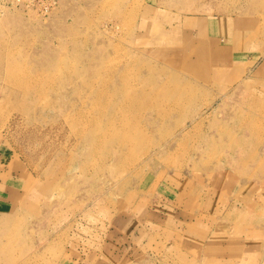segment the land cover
<instances>
[{
	"label": "rangeland",
	"instance_id": "1",
	"mask_svg": "<svg viewBox=\"0 0 264 264\" xmlns=\"http://www.w3.org/2000/svg\"><path fill=\"white\" fill-rule=\"evenodd\" d=\"M0 264H264V0H0Z\"/></svg>",
	"mask_w": 264,
	"mask_h": 264
}]
</instances>
